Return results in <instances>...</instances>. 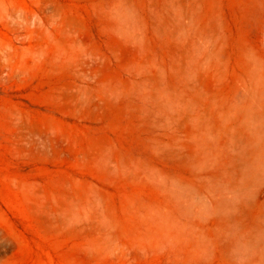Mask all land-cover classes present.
Masks as SVG:
<instances>
[{"label": "rangeland", "instance_id": "rangeland-1", "mask_svg": "<svg viewBox=\"0 0 264 264\" xmlns=\"http://www.w3.org/2000/svg\"><path fill=\"white\" fill-rule=\"evenodd\" d=\"M263 171L264 0H0V264H264Z\"/></svg>", "mask_w": 264, "mask_h": 264}, {"label": "bare ground", "instance_id": "bare-ground-1", "mask_svg": "<svg viewBox=\"0 0 264 264\" xmlns=\"http://www.w3.org/2000/svg\"><path fill=\"white\" fill-rule=\"evenodd\" d=\"M248 160V159H247ZM256 162V161H255ZM259 164L261 165V163H258V166H259ZM247 166V165H246ZM245 166V167H246ZM258 166H257V168H258ZM262 167V166H261ZM250 167H248V169H249ZM253 168V167H252ZM261 169V168H260ZM253 172V171H252ZM264 172V171H263ZM256 174V173H255ZM258 174V173H257ZM263 174V173H262ZM246 176V182L248 181V179H250V178H253L255 175H254V173L253 174H251V172H250V170H249V173H248V171L246 172V174H245ZM259 175V174H258Z\"/></svg>", "mask_w": 264, "mask_h": 264}]
</instances>
